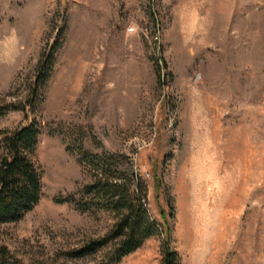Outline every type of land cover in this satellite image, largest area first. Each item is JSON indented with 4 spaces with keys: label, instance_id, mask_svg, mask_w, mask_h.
Listing matches in <instances>:
<instances>
[{
    "label": "rangeland",
    "instance_id": "374dc122",
    "mask_svg": "<svg viewBox=\"0 0 264 264\" xmlns=\"http://www.w3.org/2000/svg\"><path fill=\"white\" fill-rule=\"evenodd\" d=\"M33 120L43 196L0 225V250L21 264H95L111 251L74 254L113 230L115 212L53 201L94 180L80 142L136 173L159 224L118 264H160L168 229L179 264H264V0H0V131Z\"/></svg>",
    "mask_w": 264,
    "mask_h": 264
},
{
    "label": "trees",
    "instance_id": "16d2710c",
    "mask_svg": "<svg viewBox=\"0 0 264 264\" xmlns=\"http://www.w3.org/2000/svg\"><path fill=\"white\" fill-rule=\"evenodd\" d=\"M62 32L61 29L57 39L41 58L28 101L29 112L33 111L51 77L57 53L63 43ZM41 130L38 122L33 120L20 128L0 131V225L22 220L39 204L43 196L41 174L33 160ZM78 156V162L83 167H93V182L84 187L79 198L70 193L56 196L53 201L56 204L72 205L82 213L102 210L115 212L118 219L113 230L103 238L83 245L74 254H94L113 244L105 258L95 264H118L125 256L138 250L147 239L158 235L159 224L148 211L145 187L137 181L134 171L125 177V174L113 169L111 156L92 154L85 150L82 142L79 143ZM170 245L168 229L160 264H179V256ZM0 264L21 263L9 255L6 247H2Z\"/></svg>",
    "mask_w": 264,
    "mask_h": 264
},
{
    "label": "bare ground",
    "instance_id": "6f19581e",
    "mask_svg": "<svg viewBox=\"0 0 264 264\" xmlns=\"http://www.w3.org/2000/svg\"><path fill=\"white\" fill-rule=\"evenodd\" d=\"M200 218H201V217H198V218H194V219H197V222H199Z\"/></svg>",
    "mask_w": 264,
    "mask_h": 264
}]
</instances>
